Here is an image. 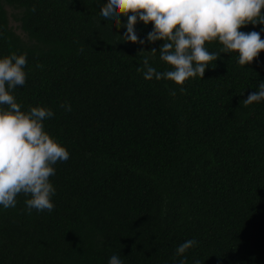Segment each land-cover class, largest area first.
Segmentation results:
<instances>
[{"label": "trees", "instance_id": "trees-1", "mask_svg": "<svg viewBox=\"0 0 264 264\" xmlns=\"http://www.w3.org/2000/svg\"><path fill=\"white\" fill-rule=\"evenodd\" d=\"M104 3L0 0V58L27 57L26 82L11 94L21 111L52 109L44 129L69 152L49 178L51 212L29 213L24 193L14 208L0 205V264H108L112 255L123 264H264V101L243 106L264 81V50L241 66L237 52L206 42L220 56L203 78L145 80L144 57L172 70L160 59L164 41L148 43L153 24L139 20L146 42L123 41L126 28L100 15ZM262 28L239 30L264 39Z\"/></svg>", "mask_w": 264, "mask_h": 264}, {"label": "clouds", "instance_id": "clouds-1", "mask_svg": "<svg viewBox=\"0 0 264 264\" xmlns=\"http://www.w3.org/2000/svg\"><path fill=\"white\" fill-rule=\"evenodd\" d=\"M262 9L264 0H107L101 5L100 15L113 20L116 28H126L121 36L125 42L143 45L146 41L163 40L160 59L172 70L158 72L149 64V57H144L143 67H138L137 72H142L145 80L165 79L183 85L189 78H203L206 68L219 58L220 53H210L205 48L206 42L218 41L223 52H237L241 66L251 64L264 50V39L257 31L245 33L239 29L249 23L264 24ZM31 11H36L35 6ZM121 16L127 18L125 24L121 23ZM138 20L153 24L146 41L136 34ZM26 65V54L0 58V105H7V110H0V205L4 209L14 208L18 194L24 193L30 197L25 201L29 213L33 209L51 212L55 207L51 197L56 189L49 178L55 175L53 165L67 161L69 152L44 129L43 121L53 117V110L36 106L28 112L21 111V105L11 94L25 84ZM179 90L183 93L185 88ZM261 101L264 81L259 82L257 91L248 94L243 106ZM61 107L71 111L70 104L62 103ZM197 243L194 239L186 240L176 248L175 255L183 256ZM108 264L123 262L118 255H112ZM179 264L186 262L180 260Z\"/></svg>", "mask_w": 264, "mask_h": 264}, {"label": "rangeland", "instance_id": "rangeland-1", "mask_svg": "<svg viewBox=\"0 0 264 264\" xmlns=\"http://www.w3.org/2000/svg\"><path fill=\"white\" fill-rule=\"evenodd\" d=\"M12 11H13L12 9H10V8L7 7V12H8V15H9V23H10V25L13 27V29H14L17 33H20V34H21V32L19 31V28H18V26H17V25H18V22L15 21V20H13V19H12V16L10 15ZM14 11H15V10H14Z\"/></svg>", "mask_w": 264, "mask_h": 264}]
</instances>
